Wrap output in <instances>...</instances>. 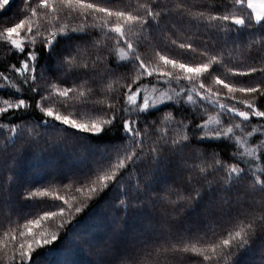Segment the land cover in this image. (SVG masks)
<instances>
[{"label": "trees", "instance_id": "trees-1", "mask_svg": "<svg viewBox=\"0 0 264 264\" xmlns=\"http://www.w3.org/2000/svg\"><path fill=\"white\" fill-rule=\"evenodd\" d=\"M177 2L178 0H164L170 8H173ZM185 3L192 8L203 9L211 6L219 14H223L225 8L231 10L233 7L231 0H185ZM22 4L23 0H10V4L4 10H0V26H12L22 18L25 15ZM124 4H131L132 8L126 10H132L136 7L137 0H123V4L119 7L123 8ZM233 14L241 13L237 9ZM162 21L160 28L163 31L150 29L147 33L149 39L141 45L140 51L145 59L154 63L155 51H162L185 63L197 65L207 62L209 57L199 54L200 51H207L209 55L219 54L221 57V63L212 65L209 73L202 78L210 85L216 75H220L228 82H241L237 84L238 87L254 86L264 79V72L259 70L249 76H233L228 71V68L247 70L250 67H261V58L264 57V32L257 31L256 28L242 30L239 33L209 28L205 23L175 11L163 17ZM98 36L99 33L93 29L83 40L69 41L61 38L51 54L43 50V45L38 44L36 51L40 53V70H43L47 82H55L61 87H73V80L69 79V76H73L74 73H66L63 58L69 51H74L79 46L87 53L84 59L91 63L95 59L96 52L93 47L94 38ZM172 40H177L178 43H190L197 51L182 50L178 45H173ZM253 41L255 43H252ZM9 47L0 41V71L9 76V81L0 78V83L6 85V89H0V106H3L4 99L19 95L11 87V83L18 84L20 78L10 66L13 64L19 66L20 57L14 52L10 53ZM101 55L107 57L105 63L108 68L116 63V58L109 56L107 51L102 52ZM122 73L127 74V79L122 80L121 83H130L132 79L130 68L120 69L112 79ZM106 76L107 72L103 67L96 70L95 76L89 71L88 86L92 89L90 96L106 99L109 95H121L124 89L119 85H113L115 91L112 93L102 90L101 81ZM82 79L83 76L76 77V85H79ZM152 79H141L139 83L147 84ZM181 83L183 84L184 81ZM133 87L135 88L136 85ZM215 87L224 93L227 92L221 86ZM165 90H168L166 85L159 86V92ZM159 92L152 94L154 98L159 96ZM22 94L34 105L33 93L24 89ZM233 95L237 100L252 102L264 110V95L260 93L236 92ZM79 102V97L72 101L78 106ZM223 102L235 103L233 100ZM122 106L121 96L118 107ZM85 107H93V105L88 104ZM237 107L246 110L243 104H237ZM162 108L171 110L175 121L187 122L185 131L189 136L186 142L189 147L183 153L175 155L161 152L164 163L159 164V167H157L158 162L145 155L135 164H129L127 168L118 170V176L123 177L122 186H114L113 182H109V187L106 189L99 184L97 176L93 173L104 174L99 170L109 158H114L112 149L124 143L121 140V125L118 121L110 129L106 127L101 135L78 139L69 134L72 129L65 132L63 126L55 129L38 124L43 117L39 111L10 110L8 113L0 114V120L10 122V127H17L16 135L0 130V224H2L0 264H14L4 255L3 248V233L12 226L8 221L23 224L37 213L42 215L48 210L49 205L63 203V200H56V196L68 200L73 209L81 207V211L79 213L74 210L68 211L65 205L64 216H57L51 221L42 223V227L55 232L58 238L50 245L35 248L32 253L34 264H134L128 256L140 252L142 246H155L158 240L161 244L166 242L174 244L180 238L179 234H186L187 237H195L197 234L203 236L209 225L216 228L218 237H223L227 234L225 230L232 229L238 219H245L241 215L242 212L264 205V193L251 187L250 177L245 178L238 185L229 182L231 191H227L222 188L225 183L224 173L212 175V170L209 169L208 179L212 181L209 189L208 183L199 178L201 174L194 165L201 163L200 157L210 158L212 153H218V158L222 162L232 163L233 145L222 141L199 140L197 134L200 133V129L197 125L204 123L208 116L197 115V110L192 106L179 103L174 105L169 101L163 104ZM209 111L212 116L216 115L215 111L211 109ZM162 117L163 112H159L147 118L149 143L156 141L158 135L153 131L155 128L153 121L159 124ZM223 119L228 123L227 117ZM235 120L238 121L239 118ZM246 123L254 125L264 123V120L253 118ZM164 127L167 128L169 136L175 135L172 131L176 127L175 123L170 127L167 125ZM214 128L213 123L205 131H212ZM262 140L264 135L256 133L248 138V143L256 147ZM145 152H148L147 148ZM260 152V163L264 166V148H261ZM107 171L109 169L105 168V172ZM189 175L193 177L192 186L200 190L203 199L179 201L174 206L164 204L155 210L152 209L151 203L155 194L151 192V188L156 187L157 182L161 187L179 188L187 196L191 190L187 185ZM89 176H92L91 181L87 179ZM138 184L140 195L147 194V200H141L139 203L136 199ZM145 185L149 187L145 188ZM92 186L97 188V192L89 191ZM77 188H81L82 191L77 192ZM218 188L221 191H217ZM33 193L35 195H26ZM89 196L91 199H88ZM171 198L176 199L175 195ZM121 200L125 201V205L120 204ZM164 221L167 223L165 224ZM60 224H63V227H58ZM39 230L34 229V232ZM161 236L165 239L160 240ZM8 255H12L11 250L8 251ZM164 255L166 259L160 264H205L202 256H196L192 252L168 251ZM212 264H217V261H213ZM218 264H264V230L257 229L246 249H241L228 260L219 258Z\"/></svg>", "mask_w": 264, "mask_h": 264}, {"label": "snow or ice", "instance_id": "snow-or-ice-1", "mask_svg": "<svg viewBox=\"0 0 264 264\" xmlns=\"http://www.w3.org/2000/svg\"><path fill=\"white\" fill-rule=\"evenodd\" d=\"M231 3L233 5L231 10L225 8L223 14H219L211 6L203 9L189 7L185 0H178L173 8L164 3V0H137L136 7L132 10H126L132 8L131 4H124L123 8L119 7L123 4V0H23L22 8L25 9V15L12 26H0V41L10 46L8 48L10 53L14 52L20 57L19 66L15 64L10 66L20 78L18 84L11 83V87L19 95L4 99L3 106H0V114L8 113L10 110L39 111L43 117L38 124L55 129L63 126L65 132L72 129L69 134L78 139L101 135L106 127L110 129L118 121L121 125V140L124 143L112 149L114 158H109L99 170L104 174L93 173L97 176L99 184L106 189L109 187V182H113L114 186H122L123 177L118 176V170L127 168L129 164H135L145 155L158 162L157 167H159V164L164 163L161 152L175 155L183 153L189 147L186 143L189 136L185 131L187 122L175 121L171 110L162 108V105L169 101L174 105L187 104L197 110V115L208 116L204 123L197 125L200 129V133L197 134L199 140L222 141L234 147L231 154L232 163L222 162L218 158V153H212L210 158L200 157L201 163L194 165L201 174L199 178L205 180L211 189L212 181L208 179L209 169L212 170V175L222 172L225 182L222 188L231 191L229 182L238 185L245 178L250 177L251 187L264 193V166L260 163V150L264 148V140L256 147L248 143V138L254 134L264 135V123L254 125L246 123L253 118L264 120V110L252 102L237 100L233 95L236 92L264 95L262 91L264 79L254 86L238 87L237 84L241 82H228L220 75H216L210 85L202 78L209 73L212 65L221 63L219 54L209 55L207 51H200L201 56L209 57L207 62L191 65L162 51H155L153 63L145 59L140 51L141 45L149 39L148 31L150 29L163 31L160 28L162 18L174 11L180 15H189L192 19L205 23L209 28L237 33L256 28L257 31L264 32V0H231ZM9 4L10 0H0V10H4ZM237 9L240 15L233 14ZM93 29L99 33V36L94 38L93 47L96 52L95 59L91 63L84 59L87 53L79 46L74 51H69L63 58L66 73H74L73 76H69L74 86L61 87L55 82H47L43 70H40V53L36 51V46L43 45V50L51 54L61 38L69 41L83 40ZM171 43L178 45L182 50L197 51L190 43H178L177 40H172ZM104 51L116 58V63L111 68L105 63L107 57L101 55ZM260 63L259 68L250 67L247 70L228 68V71L233 76H249L258 70L264 72V57L261 58ZM101 67L107 72L106 78L101 81L102 90L112 93L115 91L113 85H119L124 89L120 96L109 95L106 99L90 96L92 89L88 86V73L91 71L95 76L96 70ZM122 68L132 70L130 83H121L122 80L127 79L126 73L112 79ZM80 76L84 79L76 85L75 79ZM0 78L9 81V76L3 71H0ZM148 78L153 79L147 84L139 83L141 79ZM181 81L184 83L182 84ZM163 85H166L168 90L159 92V86ZM215 86H221L227 92L224 93ZM0 89H6V85L0 83ZM24 89L34 94V105L23 96ZM156 92H159V96L154 98L152 94ZM121 96L123 106L118 107ZM76 97L80 98L79 106L72 103ZM226 100H233L235 103L223 102ZM88 104H92L93 107H85ZM237 104H243L246 110H241ZM209 109L215 111L216 115L212 116ZM159 112H163L161 121L159 124L153 121L155 125L153 131L158 134L157 140L149 143L146 120L151 114ZM224 117H227L228 123H225ZM235 118L239 120L236 121ZM9 123L0 120V130L16 135L17 127H10ZM173 123L176 124L172 129L175 135L169 136L164 126L170 127ZM213 123L215 128L212 131H205ZM105 168L109 171L105 172ZM87 179L91 181L92 176ZM192 182L193 177L189 175L187 185L191 190L187 196L179 188L161 187L157 182V186L151 188V192L155 194L151 203L152 209L155 210L164 204L174 206L179 201L203 199L200 190L192 186ZM148 187L145 185V188ZM76 191L80 192L82 189L77 188ZM89 191L95 193L97 188L92 186ZM140 191L138 184L136 185L137 203L147 200V194L140 195ZM217 191L221 189L218 188ZM173 195L176 199L171 198ZM55 199L63 200V203L49 205L48 210L42 215L37 213L27 219L26 223L8 221L12 226L3 233V248L4 255L10 262L34 264L32 253L35 248L50 245L58 238L55 232L42 227V223L51 221L57 216H64L65 205L68 211L74 210L76 213L81 211V207L73 209L72 204L60 196H56ZM88 199H91V196ZM120 204L125 205V201L121 200ZM241 215L245 219H238L232 229L225 230L227 234L223 237H218L216 228L209 225L203 236L197 234L195 237H187L186 234H179L180 238L174 244L167 242L161 244L158 240L155 246H142L140 252L130 254L128 259L134 264H160L166 259L164 253L181 251L202 256L205 264H212L213 261H217L218 264L219 258L228 260L241 249H246L257 229L264 230V205L245 210ZM164 223L166 224L167 221ZM58 227H63V224ZM34 229L40 230L34 232ZM164 239L160 237V240ZM197 245L201 247L198 248ZM9 250L12 251L10 256Z\"/></svg>", "mask_w": 264, "mask_h": 264}]
</instances>
